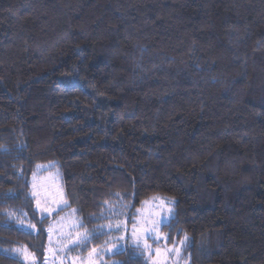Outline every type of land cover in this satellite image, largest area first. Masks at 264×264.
<instances>
[{
  "label": "trees",
  "instance_id": "trees-1",
  "mask_svg": "<svg viewBox=\"0 0 264 264\" xmlns=\"http://www.w3.org/2000/svg\"><path fill=\"white\" fill-rule=\"evenodd\" d=\"M38 164L60 175L49 217ZM160 194L186 264H264V0H0V264H45L70 210L84 256Z\"/></svg>",
  "mask_w": 264,
  "mask_h": 264
},
{
  "label": "rangeland",
  "instance_id": "rangeland-1",
  "mask_svg": "<svg viewBox=\"0 0 264 264\" xmlns=\"http://www.w3.org/2000/svg\"><path fill=\"white\" fill-rule=\"evenodd\" d=\"M33 192L36 193L35 196H33ZM30 194L32 198H34L35 209L40 215L45 217H49L65 205L60 185V175L57 170L50 167L49 164H38L36 166L30 179ZM37 200L40 202V208H37ZM162 202L163 207H161ZM172 202L173 200L167 196L161 194L154 195L142 202V205L135 212L130 226L126 227L124 220L106 223L104 228L107 230H117L118 224L120 225V230L112 235V241L110 243L96 247V251L92 256H89L91 251L82 256L72 250L73 246H75L74 242L77 239V233H86L77 229L79 221L73 210L61 212L50 221L47 228L48 236L45 264H106V256L117 252L119 249H123L128 244L134 246V241L131 238L133 223L137 226V237L141 244L147 241V243L151 245L152 258L150 259L147 253L144 254L147 264H154L157 259L163 261V264H186L185 258H183L184 247L180 257H176L174 253L168 254L167 258L164 256L166 245L162 238L166 235L160 231L162 224L161 220L163 219L165 223L172 216ZM43 208H51L55 209V211L49 214L43 212L41 210ZM169 209L171 211H169ZM109 225H111V228H109ZM154 227L156 231L152 230ZM49 228L52 229L51 232H49ZM125 229H127V231H125ZM157 234H159L160 239H153ZM121 235L125 236V239H119ZM185 237L187 236H184L181 240H185ZM186 242L187 239L185 240V244ZM173 243L177 244V246L179 245V241ZM171 246L172 244H167V247ZM157 247L161 249V256L159 258L155 256V249ZM19 252L25 263L28 264L34 261L32 258L33 255H29L30 253L25 249Z\"/></svg>",
  "mask_w": 264,
  "mask_h": 264
},
{
  "label": "snow or ice",
  "instance_id": "snow-or-ice-1",
  "mask_svg": "<svg viewBox=\"0 0 264 264\" xmlns=\"http://www.w3.org/2000/svg\"><path fill=\"white\" fill-rule=\"evenodd\" d=\"M35 195H36V193L33 192V196H35ZM36 203H37V208H40V202L37 200ZM161 207H163V202L161 204ZM41 210L43 212H47L49 214H51V212L55 211V209H51V208H43ZM60 211H63V209H60ZM169 211H171V210L169 209ZM9 215H11V213H9ZM161 223H164L163 219L161 220ZM30 227L35 228V225H30ZM109 228H111V225H109ZM119 230H120V225L118 224L117 225V231H119ZM152 230L153 231H156V228L154 227ZM51 231H52V229L49 228V232H51ZM101 231H103V230L101 229ZM125 231H127V229H125ZM137 231H138L137 226H136L135 223H133V226H132V237L131 238L134 241V248L136 250L141 251V254L142 255L145 254V253H147L149 255V258L151 259L152 258L151 245H149L147 243V241H144L143 244H141L139 238L137 237ZM119 239H125V236L121 235L119 237ZM153 239H160L159 234H157V236L154 237ZM162 239H163V242L166 245V247L164 249V256L167 258L168 257V254L174 253L176 257H180L181 252H182V249L185 246V240L187 239V237H185V240H180L178 246H177V244L173 243L171 247H167V243L170 240V237L164 236ZM88 241H89V236L87 234L77 233V239L74 242V245L75 246H79L80 244H85ZM95 251H96L95 248L92 249L91 252L89 253V256H92L93 253H95ZM120 251H122V249L121 250H118L116 254H120ZM29 255H31V254H29ZM155 256L157 258H159L161 256V249L159 247H157L155 249ZM32 258L35 259L34 256ZM154 264H163V261H160L159 259H157L154 262Z\"/></svg>",
  "mask_w": 264,
  "mask_h": 264
}]
</instances>
